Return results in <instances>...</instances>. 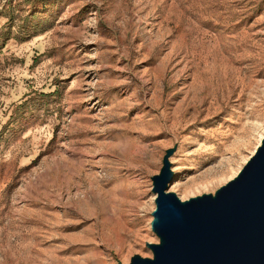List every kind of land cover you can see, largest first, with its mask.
I'll return each instance as SVG.
<instances>
[{"label":"rangeland","instance_id":"1","mask_svg":"<svg viewBox=\"0 0 264 264\" xmlns=\"http://www.w3.org/2000/svg\"><path fill=\"white\" fill-rule=\"evenodd\" d=\"M264 139V0H0V264L155 261L157 181L216 199Z\"/></svg>","mask_w":264,"mask_h":264},{"label":"water","instance_id":"2","mask_svg":"<svg viewBox=\"0 0 264 264\" xmlns=\"http://www.w3.org/2000/svg\"><path fill=\"white\" fill-rule=\"evenodd\" d=\"M170 180L166 169L155 186L154 230L165 244L155 261L133 264H264V143L216 200L181 205L166 193Z\"/></svg>","mask_w":264,"mask_h":264},{"label":"bare ground","instance_id":"3","mask_svg":"<svg viewBox=\"0 0 264 264\" xmlns=\"http://www.w3.org/2000/svg\"><path fill=\"white\" fill-rule=\"evenodd\" d=\"M263 143H264V139L262 140V145H263ZM243 173V172H242ZM218 197H219V195L217 196V198L216 199H218ZM216 199H214V200H216ZM179 201V200H178ZM181 203V202H180ZM181 205H183L182 203H181ZM186 205V204H185Z\"/></svg>","mask_w":264,"mask_h":264}]
</instances>
